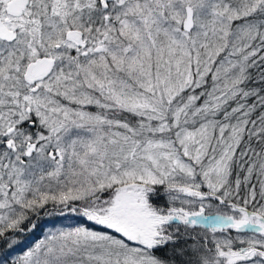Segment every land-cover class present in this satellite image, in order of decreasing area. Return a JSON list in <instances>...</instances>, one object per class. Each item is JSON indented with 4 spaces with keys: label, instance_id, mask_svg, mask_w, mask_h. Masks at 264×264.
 <instances>
[{
    "label": "snow or ice",
    "instance_id": "snow-or-ice-1",
    "mask_svg": "<svg viewBox=\"0 0 264 264\" xmlns=\"http://www.w3.org/2000/svg\"><path fill=\"white\" fill-rule=\"evenodd\" d=\"M0 264H264V0H0Z\"/></svg>",
    "mask_w": 264,
    "mask_h": 264
},
{
    "label": "flooded vegetation",
    "instance_id": "flooded-vegetation-1",
    "mask_svg": "<svg viewBox=\"0 0 264 264\" xmlns=\"http://www.w3.org/2000/svg\"><path fill=\"white\" fill-rule=\"evenodd\" d=\"M37 231H40V232L37 233ZM37 231H36V233L34 234V235H35V238H34L35 240L41 237V235H42V231H43V228L38 229ZM28 239H29V238H28Z\"/></svg>",
    "mask_w": 264,
    "mask_h": 264
},
{
    "label": "trees",
    "instance_id": "trees-1",
    "mask_svg": "<svg viewBox=\"0 0 264 264\" xmlns=\"http://www.w3.org/2000/svg\"><path fill=\"white\" fill-rule=\"evenodd\" d=\"M35 237H33L32 239L31 238H29V241H27L29 244L30 243H32V242H34L35 241V239H34Z\"/></svg>",
    "mask_w": 264,
    "mask_h": 264
},
{
    "label": "rangeland",
    "instance_id": "rangeland-1",
    "mask_svg": "<svg viewBox=\"0 0 264 264\" xmlns=\"http://www.w3.org/2000/svg\"><path fill=\"white\" fill-rule=\"evenodd\" d=\"M64 223H72V221H64ZM43 232V231H42ZM42 236V235H41Z\"/></svg>",
    "mask_w": 264,
    "mask_h": 264
}]
</instances>
